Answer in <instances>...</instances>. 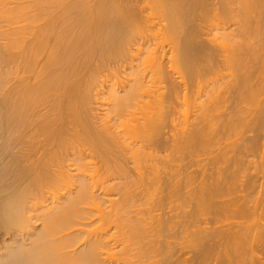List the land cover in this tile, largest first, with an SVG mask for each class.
I'll return each instance as SVG.
<instances>
[{
	"label": "bare ground",
	"instance_id": "obj_1",
	"mask_svg": "<svg viewBox=\"0 0 264 264\" xmlns=\"http://www.w3.org/2000/svg\"><path fill=\"white\" fill-rule=\"evenodd\" d=\"M67 3L65 17L48 18L32 33L25 30L34 17L21 16L29 20L24 29L14 28L22 19L13 20L15 8L3 15L13 25L5 31L0 57V264H135L136 258L178 264L176 246L168 241L173 217L154 216L150 208L148 218H138L131 182L123 185L119 200L105 192L104 175L129 180L127 161L143 184L141 195L158 196V203L193 202L187 218L198 224L180 232L186 235L181 249L191 253L192 264H264V171L260 178L247 173L251 158L264 156V0ZM73 12L84 14L79 30L60 23L72 22ZM211 15L218 23L203 33ZM166 39L167 50L161 45ZM110 58H123L121 72L109 81H90ZM231 133L241 138L231 142ZM144 143L175 153L179 164L189 162L169 164L162 174L155 164L143 171L146 163L159 162ZM54 146L65 150L66 170L54 168L60 152ZM201 153L209 157L200 166L204 160H194ZM94 155L104 159L103 172L89 163ZM256 164L251 170H262L264 159ZM193 166L198 170L189 171ZM230 192L237 197L223 200ZM233 206L243 222L223 224ZM86 212L127 231L108 237L104 229L85 230L91 225L82 223ZM207 213L210 219L198 218ZM75 226L83 229L64 233ZM83 237L78 251H68Z\"/></svg>",
	"mask_w": 264,
	"mask_h": 264
},
{
	"label": "rangeland",
	"instance_id": "obj_2",
	"mask_svg": "<svg viewBox=\"0 0 264 264\" xmlns=\"http://www.w3.org/2000/svg\"><path fill=\"white\" fill-rule=\"evenodd\" d=\"M53 1H55V2H53ZM58 1H60V2H58ZM63 1V2H62ZM64 1H66V2H64ZM67 1L68 2H70V0H51V2H50V0L48 1V0H0V13H3L1 16H3V15H5L4 14V12L5 11H9V8H11V10H13L14 8V10L13 11H15V10H17V11H15L16 13H18L17 14V17H13L12 16V18H13V20L14 19H16V18H20L21 16L22 17H24V18H28L29 17V19H31V18H33L34 19V21H35V23H34V21H33V23H31V21L28 23V21H24V19L22 20V19H19L18 21L20 22V24H15L14 25V28L15 27H22L23 26V28H24V24L26 25L27 23V26H26V28L27 27H29V28H27V30H25L26 32H30V33H32V31L33 30H36V28L37 29H39L41 26H43L46 22L45 21H47V19L49 18H58L59 17V15H61V17H65V16H62V13L63 14H65L64 12L65 11H63V10H65L64 8L66 7V5L65 4H68L67 3ZM85 1V0H84ZM90 1V2H89ZM92 1V2H91ZM49 2V3H48ZM58 2V3H57ZM95 3V0H86V3L89 5V6H93V4ZM39 3V4H38ZM41 3V4H40ZM46 3V4H45ZM92 4V5H91ZM43 5V6H42ZM46 5H47V7H46ZM39 6V7H38ZM52 6V7H51ZM8 8V9H7ZM42 8V9H41ZM6 9V10H5ZM23 11H22V10ZM44 10H45V13L46 14H44ZM40 11H42L43 13H41ZM63 11V12H62ZM21 12H23V13H21ZM61 13V14H60ZM7 14V13H6ZM43 14V16H40V15H42ZM72 14H74L73 16H72ZM72 14H70L71 15V17L73 18V20H74V22H73V20L71 19V21L72 22H70V20L68 19L67 20V18L66 19H63V21L62 22H60V23H64L65 25L66 24H68V23H72L73 24V27H77L76 29L77 30H79L78 28V23H79V21H80V19L84 16V14H83V12H73ZM35 15V16H34ZM48 15V16H47ZM54 15H56V16H54ZM20 16V17H19ZM155 16V15H154ZM3 17H4V19H3ZM3 17H1L0 18V33H2V32H4L5 34H0V57H2L3 55H4V44L5 43H7V41H6V39H5V36H7L6 34H8L7 32H9V31H7V30H9L8 29V26H11V25H13V24H9V22H8V19L7 18H5V17H8L7 15L6 16H3ZM31 17V18H30ZM68 17V16H67ZM71 17H69V18H71ZM74 17H75V19H74ZM79 17V18H78ZM81 17V18H80ZM8 18H10V17H8ZM60 18V17H59ZM76 18H77V20H76ZM155 18H156V16H155ZM217 18L218 17H215L214 15H211L210 17H208L207 18V21L206 22H204L203 23V27H205V30L203 31V33H206L207 32V29H211L214 25H216L217 23H218V20H217ZM6 19V20H5ZM37 20V22H36V20ZM44 19V20H43ZM158 19V18H157ZM157 19H155L154 20V22H156V21H158ZM12 20V19H11ZM12 20V21H13ZM17 20V19H16ZM32 20V19H31ZM57 20H59L60 21V19H57ZM61 20H62V18H61ZM78 21V22H76V21ZM15 21V20H14ZM17 21V22H18ZM23 21L24 22H27V23H23ZM66 21H68V23H66ZM16 22V21H15ZM14 22V23H15ZM41 22V23H40ZM56 22V21H55ZM58 22V21H57ZM13 23V22H12ZM60 23L57 25V23H56V25H57V29H59L58 31H59V33L61 32V30H63V24H61L60 25ZM75 23H76V25H75ZM9 24V25H8ZM30 24V25H29ZM55 24V23H54ZM33 25V26H32ZM38 25H39V27H38ZM75 25V26H74ZM62 26V27H61ZM59 27V28H58ZM61 27V28H60ZM12 28V27H11ZM14 28H12V30L14 29ZM26 28H24V29H26ZM7 29V30H6ZM17 29V28H16ZM31 30V31H28V30ZM15 30V29H14ZM55 30H56V26H55ZM5 31H7V32H5ZM37 31V30H36ZM36 31H34V32H36ZM58 31L56 30L55 32H57L58 33ZM64 31V30H63ZM62 31V32H63ZM76 31V30H75ZM33 32V33H34ZM65 32H63V35H62V33H61V39L62 38H64L65 37V34H64ZM3 35H4V37H3ZM137 35V34H136ZM29 36H31V35H29ZM264 36V35H263ZM32 37V36H31ZM31 37H27V39L28 40H30V39H32ZM7 38V37H6ZM27 40V41H28ZM137 40H139V38L137 39ZM136 40V41H137ZM140 40H141V38H140ZM167 40V39H166ZM201 40L202 41H206V36H202L201 37ZM142 41V40H141ZM155 43V42H154ZM163 43V42H162ZM161 43V45L163 46H166L165 47V49L166 48H168L169 46H170V44H168L169 46L167 47V43H170L169 42V40H167L166 42H164L163 44ZM167 50V49H166ZM42 57V56H41ZM126 58V57H125ZM124 58V59H125ZM38 60H41L40 58H38ZM120 60V61H119ZM112 59V58H110V59H106V60H104L105 61V63H106V61H107V65L105 66H102V67H100L98 70H96V73L95 72H93V74L91 75V77L89 78V80L91 81V80H93L92 78H94V80H95V77H97V82L99 81L100 82V80H101V82L102 81H105V80H111V79H113L112 77H113V74L114 73H116L115 75H117V74H119L120 72H121V70H122V68H121V70H120V66H122V64L124 63V60H123V58L122 59ZM122 60V61H121ZM127 60V59H126ZM125 60V64L123 65V68L124 67H127V61ZM109 61V62H108ZM97 63L98 62H94L93 64H91V66H95V64L97 65ZM121 64V65H120ZM254 64V63H253ZM253 64H251V65H253ZM255 64H259V61H258V63L257 62H255ZM255 64L253 65V67L255 68H257L258 66H255ZM260 65V64H259ZM259 67H261V66H259ZM259 67L257 68V69H259ZM253 68V69H254ZM255 68V69H256ZM118 69V70H117ZM120 70V72L118 73V71ZM260 71V70H259ZM258 70H257V72H259ZM224 72V71H223ZM227 73L225 74V73H222V75L223 74H225V75H227V74H231V72L229 71V73H228V71H226ZM256 72V73H257ZM95 74V75H94ZM258 75H260V76H262V73L260 74V72L259 73H257ZM256 74V75H257ZM263 75H264V72H263ZM120 76H121V74H120ZM260 76H258V77H260ZM257 77V78H258ZM263 77V76H262ZM261 77V78H262ZM260 78V79H261ZM264 78V77H263ZM262 78V79H263ZM261 79V80H262ZM229 80H230V77H229ZM263 81H264V79H263ZM93 82V81H92ZM91 82V83H92ZM97 82L95 81V83H96V85H97ZM94 85V84H93ZM96 85L94 86V87H96ZM93 88V87H92ZM91 90H93L91 93H92V95H94V93H96V92H94V90H96V88H93V89H91ZM264 97V96H263ZM262 97V98H263ZM261 98V97H260ZM261 98V99H262ZM95 98H92V100H91V102H93V103H91V108L92 109H96V107L98 108V105L96 106V103H95V100H94ZM43 107V106H42ZM254 107V106H253ZM252 107V108H253ZM39 110H41L42 112H44L45 110L43 109V108H40ZM95 114V113H94ZM97 125V124H96ZM97 126H99V125H97ZM170 128H168V129H165V132H169L168 130H169ZM232 134V133H231ZM230 134V137H231V139H229L231 142H234V141H237V139H238V137H239V139L241 138V133H235L234 135L232 134L231 135ZM249 135H251L250 133H248ZM246 135L245 134V136H249V135ZM236 135V136H235ZM237 135H238V137H237ZM169 136H170V134H166V135H164V136H162L161 137V139L164 141V140H167L168 138H169ZM235 136V137H234ZM233 137H234V139H233ZM237 137V138H236ZM44 137H39L38 139L39 140H42ZM227 143H229L228 141H226ZM144 145H146V147H148V148H150L151 150H154V152H155V156L157 157V159H159V162L157 163V162H154V163H151V162H148V163H146L145 164V166H144V169H143V171H145V169L147 170L146 172H148L149 170H150V168H151V166H153L154 164L157 166V168H158V170L160 171V174H162L163 172H168V165L170 164L171 166H177V165H182L183 166V164H185V163H188L189 162V160L188 159H186V161H185V159H184V161H182V162H180V164H179V162L178 161H176V155H175V153H173V152H171V151H163V150H161L160 148H158V147H156L155 145H152V144H150V143H144ZM81 146H83V145H81ZM81 146H79L78 144H75L74 146H72L75 150H81L82 152L84 151V150H86L87 148L86 147H81ZM37 147L39 148V145H37ZM71 147V146H70ZM70 147H67L68 148V150H66L67 152H69V149H70ZM46 147L45 146H43L42 147V149H45ZM48 149L49 148H51V147H47ZM52 148H54V150L55 151H60L59 153H58V156L55 158V162H54V168H56L57 167V165L59 166V164L61 165V167L63 166L65 169L64 170H66V166H68V162H65L62 158H63V154L65 153V150H60V148L59 147H56V146H54V147H52ZM52 148H51V150H52ZM59 148V149H58ZM56 149H58V150H56ZM53 151V150H52ZM85 154L87 155V154H89L90 155V150H86V152H85ZM261 154V153H260ZM261 156H263V154L261 155ZM62 157V158H61ZM208 157L209 156H205V155H203L202 153H201V155L200 156H198V158H196L194 161H200V163H201V160H204V161H202V163L200 164V166L201 165H204V164H206V162H207V160H208ZM185 158V157H184ZM258 158H260V156H256V157H252L251 158V160H252V168H249L248 170H247V173L249 174V175H253L254 174V176L256 175V176H258V178H260L261 176H263L262 175V172L264 171L263 169L264 168H262V170L259 168V170H251V169H254V167H253V165L254 164H256V163H260V161L262 160V159H264V156H263V158L260 160V159H258ZM257 159V160H256ZM102 160H104L102 157H98V156H96V155H94V158H91V159H88V161H89V163H92V166H94L96 169H98V170H101V172H103L104 171V163H103V161ZM250 160V161H251ZM188 161V162H187ZM254 161H255V163H254ZM259 161V162H258ZM65 162V163H64ZM58 163V164H57ZM55 164H56V167H55ZM257 165V164H256ZM110 166V168H112L113 166H114V164H110L109 165ZM123 166H125V168H127V170L130 172V178H129V180H124V179H119L118 178V176L116 175V174H114V175H111L110 173L109 174H107V175H104L103 176V178L104 179H106L107 181H108V185H109V187L105 190V192L106 193H108V194H110L112 197H111V199H113V201H116V200H119V196H118V194H119V191L123 188V185L125 186V184L127 183V182H131V185H132V187L130 188V191L131 192H134V194H133V196H135L134 198H133V202H135V205H134V207L132 208L133 209V211H135V213H140L137 217L138 218H148V216H150V215H148L149 213L147 212V210L148 209H150V208H153L154 209V212H152V215H154V216H156V215H159L160 217H162V216H165V217H173L172 219H171V224H169V226H168V228L170 229V234L171 235H173V237L172 238H170L168 241L169 242H172L175 246H176V249L174 250V251H176V253L174 254V257H173V259L174 260H177V262H178V264H192L194 261H192V256H191V253H187V250L186 249H181V247H183L184 245H180L184 240V237L186 236L185 234L183 235V234H180V232L182 231V230H186V229H188V231H193L194 229H192L191 228V226H190V224H198V223H196V220H194L193 218H187V216L189 215V214H192L193 213V211H194V204H193V202H189L188 204H186V205H183V204H181V201H178L177 200V198H171L170 200H168V201H161V202H159L158 203V201H159V199H158V196L156 197V196H152V197H150V198H147V197H145V196H143V194L141 195L140 194V192H141V190H142V187H143V184H141L139 181H138V179H137V177H136V174H135V172L133 171V168H134V166L130 163V162H128L127 161V164H125V162H123ZM58 168V167H57ZM59 170V169H58ZM112 170H114V169H112ZM195 170H198V167H196V166H193L189 171H195ZM251 170V171H250ZM261 170V171H260ZM249 171V172H248ZM256 171V172H255ZM100 172V173H101ZM245 172V171H244ZM259 172H260V174H259ZM244 174V176H245V174H246V172L245 173H243ZM243 174H241V175H243ZM260 176H259V175ZM241 175H239V177L241 176ZM246 176H248L247 174H246ZM154 177V175H152V174H150L149 175V178L151 179V178H153ZM162 177H164L163 175H162ZM243 176H241V178H242ZM113 178V179H112ZM114 178H115V180H114ZM245 177H243L242 179H244ZM247 178V177H246ZM238 180L240 179V178H237ZM241 180V179H240ZM110 181V182H109ZM264 182V180L263 179H261V182ZM47 191V190H46ZM45 191V192H46ZM65 191V190H64ZM64 191H62V192H64ZM61 192V193H62ZM231 193V192H230ZM236 193V192H235ZM233 192L231 193V195L229 194V196L228 197H226L225 196V198L223 199V200H229V199H232V198H236L235 197V195L233 194ZM239 195V194H238ZM47 198V197H46ZM146 198L147 199H149V200H146ZM153 198V199H152ZM153 200V202H152V204H154V206H151V205H149V203H151V201ZM233 200H235V199H233ZM237 200V199H236ZM236 203H237V201H236ZM239 204H240V202H239ZM235 205V204H234ZM236 206H238V205H236ZM236 206H233V207H231L232 209V212L230 213V214H228L230 211H228V213H224L225 215L224 216H226V217H224V219L225 220H221V222L222 221H224L223 222V224H226L225 223V221L227 222V223H231V224H233V223H235V224H237L236 222H238V223H241V222H243V220L242 219H240V217H239V215H238V213H236V212H234V210H236ZM131 209V210H132ZM153 209H150L151 211H153ZM223 215V214H222ZM136 217V215L134 214V213H132L131 215H130V217ZM210 214L209 213H207V214H205V215H199L198 216V218H200V219H206V218H209L210 219ZM176 217V218H175ZM86 218H88L87 220H85V221H83L82 223H84V224H88V223H90L91 225L87 228L86 227V229H85V227H84V229L85 230H93V229H96V228H98L99 230H101V229H104V231L106 230V232L108 233V237L110 236V235H114V237H117V236H119L120 235V233H122V232H125V231H127L126 229H123V230H121V228H118V229H115L114 228V224L113 223H111V222H108L106 219H104V220H99L98 219V217H97V215L95 214V213H93V212H88V214H87V212H86ZM134 220V219H133ZM207 220V219H206ZM242 220V221H241ZM249 220V219H248ZM247 221V219L244 221V222H246ZM93 223V224H92ZM252 222L251 221H247L246 222V224H251ZM37 224H39V223H36V225ZM253 224V223H252ZM189 226V227H188ZM182 228V229H181ZM79 229H83V228H81V227H73V228H71L70 230H68V231H65L64 233H69V232H71V233H73L74 231H76V230H79ZM73 231V232H72ZM107 237V238H108ZM84 238L85 237H83L82 239H81V241H79L78 243H76L75 244V246H73L71 249H69L68 251H70V252H72V251H75V250H77L79 247H81L80 245L83 243V240H84ZM107 240V239H106ZM160 240H162V237L160 238ZM145 242H146V240H145ZM141 243L142 242H140L139 243V246L141 245ZM113 243H111L110 245H109V247L111 248V247H115V246H113L112 245ZM138 246V245H137ZM116 250H119V249H116ZM78 251V250H77ZM105 251V250H104ZM133 253V252H132ZM101 259H107V258H105V257H102ZM190 260V261H189ZM120 261V260H119ZM133 261L135 262V264H145V258H136V259H133ZM107 264H111L108 260H107V262H106ZM130 264V263H129Z\"/></svg>",
	"mask_w": 264,
	"mask_h": 264
}]
</instances>
